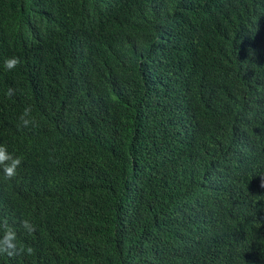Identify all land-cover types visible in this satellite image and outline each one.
<instances>
[{
	"label": "trees",
	"instance_id": "1",
	"mask_svg": "<svg viewBox=\"0 0 264 264\" xmlns=\"http://www.w3.org/2000/svg\"><path fill=\"white\" fill-rule=\"evenodd\" d=\"M0 145V264H264V0H0Z\"/></svg>",
	"mask_w": 264,
	"mask_h": 264
},
{
	"label": "clouds",
	"instance_id": "2",
	"mask_svg": "<svg viewBox=\"0 0 264 264\" xmlns=\"http://www.w3.org/2000/svg\"><path fill=\"white\" fill-rule=\"evenodd\" d=\"M20 64L18 57H11L4 61V67L11 71L15 69ZM8 96L13 95V89H9L7 92ZM31 106L24 109L23 113L19 117V127L24 128H35L37 127V122L31 115ZM21 164V159L15 157L7 151V148L0 145V172L3 173L7 180H12L16 176V170ZM21 226L28 233L32 234L36 231V228L28 220H23ZM0 231H2V237H0V255H7L8 257H13L17 255H32L34 249L30 246L25 247L19 244L17 241V233L12 229L6 219L0 222Z\"/></svg>",
	"mask_w": 264,
	"mask_h": 264
}]
</instances>
